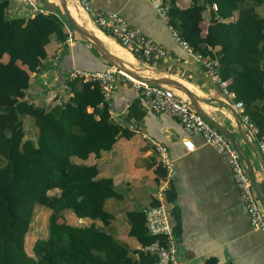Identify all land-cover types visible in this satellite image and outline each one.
I'll use <instances>...</instances> for the list:
<instances>
[{
	"label": "trees",
	"instance_id": "1",
	"mask_svg": "<svg viewBox=\"0 0 264 264\" xmlns=\"http://www.w3.org/2000/svg\"><path fill=\"white\" fill-rule=\"evenodd\" d=\"M177 1L167 0L170 25L194 52L217 59L219 77L264 143V0H192L186 9ZM8 6L0 0V59L8 56L0 63V264H157V255L146 249L164 240L148 235L144 214H128L129 236L139 250L96 225L110 224L105 202L118 194L111 180L96 178L95 165L74 162L109 151L124 132L111 121L110 101L99 85L65 78L71 97L51 108L26 99L30 73L40 69L47 45L67 38L62 10L10 18ZM207 9L214 21L201 36ZM28 118L34 138H27ZM38 209L51 214L47 235L38 237L30 256L25 238ZM66 214L91 223L71 225Z\"/></svg>",
	"mask_w": 264,
	"mask_h": 264
},
{
	"label": "crops",
	"instance_id": "2",
	"mask_svg": "<svg viewBox=\"0 0 264 264\" xmlns=\"http://www.w3.org/2000/svg\"><path fill=\"white\" fill-rule=\"evenodd\" d=\"M7 1L8 17L30 15V9L23 0ZM36 1L44 10L58 12L61 9L59 0ZM191 1L178 0L177 7L186 9L191 5ZM68 4L71 6L73 16L80 21L74 16L75 19L104 42L113 55L128 63L131 62L130 64L135 67L137 65L151 69L149 75L154 77L168 74L185 84L200 99L205 100L199 104L200 109L235 137L248 155L257 180L263 185L254 154L244 143L236 126L235 117L229 110L233 108L237 112L234 108V99H228L195 57L173 41L166 26L156 16L149 0H90L89 13L79 9L75 0H68ZM213 11L207 9L203 13V21L199 24L201 36H205L209 23L214 21ZM98 12L119 14L130 26L165 48L171 59L146 62L134 46L129 48L120 46L116 40L94 26L93 14ZM259 12L263 14L262 10ZM236 19L235 12L231 21ZM67 23L64 31L66 34L68 30L72 31V44L69 45L65 40L63 43L51 41L47 45V56L40 69L30 73V86L26 96L29 102L51 108L57 101H67L71 93L66 91L63 82L72 68L99 72L106 65ZM112 42L129 53L131 58L124 59L117 51L112 50ZM219 49L216 47L213 52ZM132 52L137 57H134ZM7 61L8 56L0 59V63ZM144 74L148 75V72ZM174 93L184 98L178 92ZM109 101L111 121L124 131L123 134L117 138L109 151L102 152L98 157L90 154L85 161L74 159L77 164L95 165L98 170L96 178L111 180L118 194L117 198L105 202V210L112 215L110 224L104 226L97 221L96 225L130 248L141 249L137 240L129 236L131 226L128 214L132 212L144 214L145 209L158 204L157 188L165 172L159 165L157 155L149 141L155 140L165 145L175 161L174 171L164 194V203L169 214L178 262L264 264V235L251 228L240 188L226 160L214 148L206 145L201 137L187 134L178 119L153 112L147 101L132 88L131 84L119 77L116 78ZM242 131L248 141L259 149L258 142L243 123ZM34 133L36 134V129ZM184 139L193 143V151H187L182 143ZM45 211L49 218L51 211ZM38 214L39 212L33 223L38 221ZM64 220L71 225L91 223L89 220H78L71 214H66ZM34 229L40 230L38 226ZM38 237L33 241L31 249ZM26 248L27 236L25 238L27 252Z\"/></svg>",
	"mask_w": 264,
	"mask_h": 264
},
{
	"label": "built area",
	"instance_id": "3",
	"mask_svg": "<svg viewBox=\"0 0 264 264\" xmlns=\"http://www.w3.org/2000/svg\"><path fill=\"white\" fill-rule=\"evenodd\" d=\"M30 9V15L45 13L43 9L36 6L34 0H23ZM158 19L166 26L173 41L184 51L195 57L197 62L202 65L211 80L220 88L222 93L230 100L234 99V94L228 90L227 82L223 81L218 74L219 63L217 59H211L200 53L193 51L192 47L186 42L176 29L170 25V16L167 7V0H149ZM77 6L82 11L91 12L90 0H76ZM94 26L116 40L120 46L129 48L134 46L139 55L146 61L151 62L155 59L169 60L170 53L162 46L155 43L151 38L146 37L140 30L129 25L125 18L117 13L106 14L98 12L93 14ZM73 33L68 30L66 43L72 44ZM131 84L132 88L138 92L148 103L150 109L155 113L170 115L180 122L184 131L193 136H199L206 145L214 148L232 168L234 177L238 183L244 204L249 215L250 226L253 230L264 235V210L257 200L251 183L245 174L242 162L238 154L230 143L209 125L202 117L195 113L188 101L178 97L174 91L152 84L138 82L116 68L109 67L104 71L90 72L77 68H72L66 79L71 82L81 79L85 83L98 84L102 89L104 101H108L114 90L116 78ZM65 89L70 93L69 89ZM61 102L57 101L56 105ZM234 108L240 114L242 123L249 129L253 138L258 142L259 150L264 155V143L257 139V129L244 115V106L241 102H234ZM157 155L159 165L165 172L163 180L159 183L156 193L158 204L144 210L146 230L151 237H161L164 242L156 241L146 250L157 255V264H182L176 258L177 248L172 236L168 210L165 206V191L174 171L175 161L169 151L160 142L149 140ZM187 151L194 150L193 143L184 139L182 141Z\"/></svg>",
	"mask_w": 264,
	"mask_h": 264
},
{
	"label": "water",
	"instance_id": "4",
	"mask_svg": "<svg viewBox=\"0 0 264 264\" xmlns=\"http://www.w3.org/2000/svg\"><path fill=\"white\" fill-rule=\"evenodd\" d=\"M59 4L62 13L70 27L86 44L89 45V47H91L100 56V58L104 60L105 63H107L113 68H116L118 71L124 73L125 75L131 77L132 79L138 82L162 86L183 95L184 98L190 104L192 110L196 112L200 117H202L215 130H217L223 137H225V139L230 143L232 148L238 154L239 159L242 162L245 174L247 175L251 183L253 192L264 210V157L259 152L258 147L255 146L254 143L249 142L246 136L244 135L239 114L233 108H229L232 115L235 117L236 126L244 140V143L254 154L255 161L262 175L263 186L255 176L254 168L248 155L242 149L240 144L236 141L235 137L225 127L221 126L220 124L209 118L200 109L199 104L203 103L205 100L200 99L185 84L180 82L178 79L171 77L168 74L154 77L152 75H149L151 69L147 67H135L127 61H124L119 57L113 55L111 52H109L104 43L93 32L86 29L84 25H82L75 19V17L70 12L68 0H59ZM145 72H148V75H145Z\"/></svg>",
	"mask_w": 264,
	"mask_h": 264
},
{
	"label": "rangeland",
	"instance_id": "5",
	"mask_svg": "<svg viewBox=\"0 0 264 264\" xmlns=\"http://www.w3.org/2000/svg\"><path fill=\"white\" fill-rule=\"evenodd\" d=\"M136 67H139L136 65ZM32 119L28 118L25 121V131L27 133V138H34L35 137V128L34 125L32 123ZM39 212L38 214V221H35L33 223V225L31 226V233H29V235H27V253L28 255L32 256V249H31V245L33 243V241L35 240V238L37 236H39L40 238H45L47 235V224H48V213L47 211H45L44 209H38L37 210ZM35 226H38V228H40V230H36L34 229ZM38 233V234H36Z\"/></svg>",
	"mask_w": 264,
	"mask_h": 264
},
{
	"label": "bare ground",
	"instance_id": "6",
	"mask_svg": "<svg viewBox=\"0 0 264 264\" xmlns=\"http://www.w3.org/2000/svg\"><path fill=\"white\" fill-rule=\"evenodd\" d=\"M69 9H70V12L72 13V11H71V6H69ZM72 15H73V13H72ZM75 16V15H74ZM78 16V15H77ZM76 17V16H75ZM77 18V17H76ZM77 20H78V18H77ZM78 21H80V20H78ZM107 42V41H106ZM104 43V42H103ZM110 45V44H109ZM111 48H113L112 50H114L115 52L117 51V53L121 56V57H123L124 59H130L131 57H130V54L129 53H127L126 51H124V50H121L120 49V47H118L117 45H115V44H113V42H112V44H111ZM110 49V48H109ZM113 51V52H114ZM119 57V56H118ZM131 63V62H130ZM181 95V94H180ZM183 96V95H182ZM184 97V96H183ZM253 190V189H252ZM176 256H177V253H176ZM177 258V257H176Z\"/></svg>",
	"mask_w": 264,
	"mask_h": 264
}]
</instances>
